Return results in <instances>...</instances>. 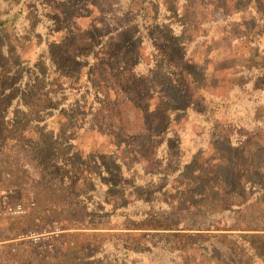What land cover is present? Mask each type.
Here are the masks:
<instances>
[{"label":"rangeland","instance_id":"374dc122","mask_svg":"<svg viewBox=\"0 0 264 264\" xmlns=\"http://www.w3.org/2000/svg\"><path fill=\"white\" fill-rule=\"evenodd\" d=\"M256 6L0 0V264H264Z\"/></svg>","mask_w":264,"mask_h":264},{"label":"trees","instance_id":"16d2710c","mask_svg":"<svg viewBox=\"0 0 264 264\" xmlns=\"http://www.w3.org/2000/svg\"><path fill=\"white\" fill-rule=\"evenodd\" d=\"M233 2H235V0H233ZM232 2V0H231V3H233ZM220 8H217V10H219ZM252 10L254 11V13H255V15H256V19H258V20H262V19H264V10L261 8V6H256V7H253L252 8ZM263 17V18H262ZM178 46H180V44L178 45ZM185 50V49H184ZM160 57L161 58H163V59H167V58H170L172 55H170V54H168V52L166 51V50H164V49H161L160 48ZM173 58H176V56H172ZM156 68H158V66H156ZM185 74H186V70L185 69H182V71H181V74H180V76H179V78H178V80L177 81H175L174 83L175 84H177V83H181V81L182 82H184L186 85H187V83H186V76H185ZM117 77H115V78H117L119 81H121L120 83H119V91L121 90L122 91V93H129L128 91L129 90H131V89H129L130 87L127 85V81L129 82V81H135V80H138V79H146L147 77H149V76H147V77H139V78H137L136 77V75H134V72H133V70H131V68L129 69V70H125V71H123V72H120V73H118L117 75H116ZM128 76H129V78H128ZM128 78V79H127ZM174 81V80H173ZM187 82H188V80H187ZM178 85V84H177ZM188 86V85H187ZM121 93V92H120ZM192 98H194V97H192ZM192 98H191V101H192ZM131 103V100H126V103ZM132 104V103H131ZM130 104V106H131V108L133 109V110H135L136 112H138V113H140V112H142L141 110H140V108H136L134 105H131ZM243 169H238L237 167H233V171L234 172H237V171H242ZM159 230H162V229H160V228H158ZM156 264H174V261H172L171 259H169V258H166V257H160V258H158L157 260H156V262H155Z\"/></svg>","mask_w":264,"mask_h":264},{"label":"built area","instance_id":"2783aa9c","mask_svg":"<svg viewBox=\"0 0 264 264\" xmlns=\"http://www.w3.org/2000/svg\"><path fill=\"white\" fill-rule=\"evenodd\" d=\"M8 211L13 215H22L26 213V207L22 204L15 205L13 207H9Z\"/></svg>","mask_w":264,"mask_h":264}]
</instances>
